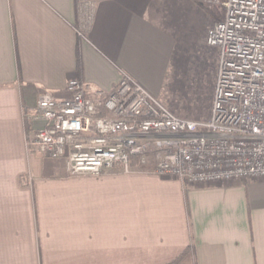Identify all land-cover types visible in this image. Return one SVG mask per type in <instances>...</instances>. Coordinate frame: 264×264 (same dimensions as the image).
<instances>
[{
  "label": "crops",
  "instance_id": "crops-1",
  "mask_svg": "<svg viewBox=\"0 0 264 264\" xmlns=\"http://www.w3.org/2000/svg\"><path fill=\"white\" fill-rule=\"evenodd\" d=\"M207 26L196 0H0V264H264V179L71 175L67 153L27 145L37 97H66L71 77L92 97L121 73L156 97L210 60L216 77Z\"/></svg>",
  "mask_w": 264,
  "mask_h": 264
},
{
  "label": "built area",
  "instance_id": "built-area-1",
  "mask_svg": "<svg viewBox=\"0 0 264 264\" xmlns=\"http://www.w3.org/2000/svg\"><path fill=\"white\" fill-rule=\"evenodd\" d=\"M203 2L222 11L206 32L218 65L205 119L178 116L126 73L96 97L71 77L66 97H37L43 125L27 145L47 157L67 153L71 175L129 172L131 158L143 164L150 155L154 173L192 185L264 179V0Z\"/></svg>",
  "mask_w": 264,
  "mask_h": 264
},
{
  "label": "rangeland",
  "instance_id": "rangeland-1",
  "mask_svg": "<svg viewBox=\"0 0 264 264\" xmlns=\"http://www.w3.org/2000/svg\"><path fill=\"white\" fill-rule=\"evenodd\" d=\"M203 1V0H202ZM209 6L216 7L213 4L206 3ZM219 9V8H218ZM215 21L210 19L208 16V26L207 29L214 23ZM206 29V32H207ZM206 63H202V66L198 67L193 66L194 69L191 72L192 74L187 78L185 87H180L177 91L165 90L161 96L157 97L158 100L163 103L165 106H170L177 115L183 116H194L196 118H192V120L198 119L202 120L207 117L215 83V69L216 65L214 61H208L207 66ZM218 65V64H217ZM206 66V67H204ZM203 68L205 69L206 74L203 75V80H199V70ZM198 69V73L196 72ZM199 80V82L197 81ZM202 85L201 90L196 92V85ZM196 92V93H195ZM198 93V94H197ZM155 96V95H154ZM187 113V114H186ZM182 117V116H181Z\"/></svg>",
  "mask_w": 264,
  "mask_h": 264
},
{
  "label": "trees",
  "instance_id": "trees-1",
  "mask_svg": "<svg viewBox=\"0 0 264 264\" xmlns=\"http://www.w3.org/2000/svg\"><path fill=\"white\" fill-rule=\"evenodd\" d=\"M200 5H202L203 9L206 11L207 15L210 19L217 21L222 19V11L217 7L209 6L205 4L202 0H196ZM154 160L149 155L148 160L143 164L140 163L138 157H133L130 159V169L133 170H151L154 167ZM175 261H172L168 264H174Z\"/></svg>",
  "mask_w": 264,
  "mask_h": 264
}]
</instances>
